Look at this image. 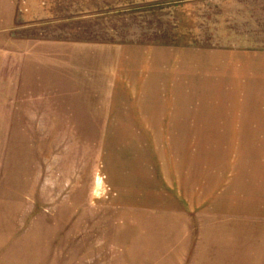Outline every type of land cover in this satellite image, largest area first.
<instances>
[{"label":"rangeland","instance_id":"1","mask_svg":"<svg viewBox=\"0 0 264 264\" xmlns=\"http://www.w3.org/2000/svg\"><path fill=\"white\" fill-rule=\"evenodd\" d=\"M243 104L264 0H0V264H264V144L184 136Z\"/></svg>","mask_w":264,"mask_h":264},{"label":"crops","instance_id":"2","mask_svg":"<svg viewBox=\"0 0 264 264\" xmlns=\"http://www.w3.org/2000/svg\"><path fill=\"white\" fill-rule=\"evenodd\" d=\"M248 97L250 95L248 94ZM245 105V106H243ZM243 105H234L231 108L233 109V112L238 113H245V112H264V106L262 107V104H255V105H249V104H243ZM249 105V106H247ZM243 106V107H242ZM239 109H242L239 111ZM229 112V111H228ZM238 118V117H237ZM185 129L186 126H183ZM196 132H186L184 136L186 135H195L196 138H198V143H207V144H217V145H247V144H264V121H257L250 120V117H246L240 120L239 119H231V120H213L210 122H203L201 121L200 124H198ZM182 134V132L180 133ZM224 177V175H223ZM226 177V176H225ZM224 177V178H225ZM227 187H223L225 190ZM222 193L221 190L218 192V194ZM217 194V195H218ZM207 196V195H205ZM202 197V200L205 198ZM215 197L210 194H208V200H213L211 207L214 210H217L214 208ZM198 200V198L196 197ZM202 200H198L199 205L203 204L201 202H204ZM264 205V204H263ZM261 204V207L263 206ZM264 207V206H263ZM264 208H262V211ZM219 212H227V211H221L217 210ZM251 211V210H249ZM261 211V212H262ZM261 212H258V214L251 211L252 214H256L259 216ZM230 213H238V212H230Z\"/></svg>","mask_w":264,"mask_h":264}]
</instances>
